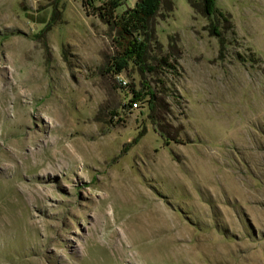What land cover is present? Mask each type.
Masks as SVG:
<instances>
[{"label":"rangeland","instance_id":"1","mask_svg":"<svg viewBox=\"0 0 264 264\" xmlns=\"http://www.w3.org/2000/svg\"><path fill=\"white\" fill-rule=\"evenodd\" d=\"M173 2L117 75L79 0H0V264H264V0L222 55Z\"/></svg>","mask_w":264,"mask_h":264},{"label":"trees","instance_id":"2","mask_svg":"<svg viewBox=\"0 0 264 264\" xmlns=\"http://www.w3.org/2000/svg\"><path fill=\"white\" fill-rule=\"evenodd\" d=\"M79 1L88 16L98 18L113 32L115 54L111 58L109 68L114 74L118 75L126 70L130 63L138 66L141 70L143 67L149 71L156 69L155 65H147V60H145L149 43L161 46L152 21L158 14L162 20L172 14L174 9L173 0ZM188 3L196 14L208 20L209 27H206V24L204 28L207 29L210 36L218 38L219 54L222 55L225 47L224 34L229 32L231 35H236L231 16L217 7L215 0H188ZM169 47L172 49L171 56L174 55L173 52L180 53V49L175 42L170 41ZM173 60L176 61L175 58ZM159 62L167 65L172 72L176 69V66L168 62L166 57H161ZM132 91L133 95L130 102L141 100L145 95L142 89H135L134 87ZM149 95L153 96L151 92ZM129 105L131 106V103ZM162 134H164L163 131Z\"/></svg>","mask_w":264,"mask_h":264},{"label":"built area","instance_id":"3","mask_svg":"<svg viewBox=\"0 0 264 264\" xmlns=\"http://www.w3.org/2000/svg\"><path fill=\"white\" fill-rule=\"evenodd\" d=\"M119 80L121 81V79H119ZM121 82H122V83H125V80H122ZM138 103H139V101L136 100V101H133L131 105L134 106V108H138V107H139V106H138Z\"/></svg>","mask_w":264,"mask_h":264}]
</instances>
